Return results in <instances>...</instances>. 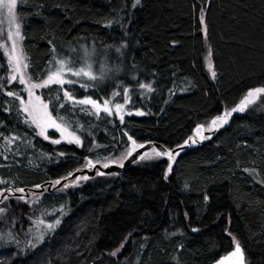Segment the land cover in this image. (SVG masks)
<instances>
[{
  "label": "trees",
  "instance_id": "16d2710c",
  "mask_svg": "<svg viewBox=\"0 0 264 264\" xmlns=\"http://www.w3.org/2000/svg\"><path fill=\"white\" fill-rule=\"evenodd\" d=\"M203 2L142 0L141 6L132 9L134 0H27L18 8V14L32 65L29 71L34 79L47 75V40L52 36L65 44L70 41L74 47L77 42L97 47L101 42L118 45L123 32L115 21L122 16L134 34L130 55L141 68L157 74L148 82L159 81L150 102L141 103L138 85H132L136 89L130 93L135 105L153 114L126 117L128 128L141 142L175 148L193 135L198 123L220 114L225 101L231 107L248 88L264 85V0H212L207 14V40L198 24V6ZM204 6L209 8L206 3ZM109 21L113 27H104ZM173 41L178 42L177 46H172ZM209 51L217 71L215 80L205 62ZM3 58L0 51V64L6 68ZM109 58L111 65L118 63L114 49ZM3 75L5 70L0 69ZM121 76L123 73L104 81L101 94L110 98L113 91L122 92L121 85L132 84L130 79L121 80ZM13 87L21 88L18 84ZM56 87L43 93L54 97ZM169 89L175 93L171 99ZM164 100L169 102L164 104ZM70 111L71 106H66L61 115L85 127L91 123L101 145L108 144L113 134L120 138L118 128L79 114V106L77 115L70 116ZM0 123L7 124L5 135L26 131L23 124H16L14 112L10 116L0 110ZM34 143V149H25L21 144L22 155L9 151L7 160L0 155V165H5L0 167V179L15 181L16 186L31 191L33 184L82 168L85 156L109 154L103 148L89 152L88 139L85 148L66 143L52 145L38 137ZM12 147L15 149V145ZM4 151L0 138V152ZM59 151L67 155H53L51 161L40 158L41 152ZM166 167V158L145 165L133 163L122 175H94L66 193L47 195L45 206L70 204L69 215L55 235L27 256L18 253L14 245L0 247V264H137L138 259L142 264H175L173 257L181 243V264H212L231 250L230 238L225 235L229 215L233 234L246 245L249 264H264V185L256 182L264 178V103L258 100L246 113L233 117L212 140L183 150L167 182L163 180ZM244 168H256L260 176L254 177ZM185 183L189 184L187 190ZM205 189L211 194L207 207L202 200ZM11 204L8 219L18 221L14 230L17 232L21 225L25 229L29 223L26 213L37 214L22 202L17 205L13 199ZM0 226L6 230L10 224L0 222ZM193 228L199 231L193 232ZM133 230L134 236L122 254L109 257L107 253ZM171 232L183 235L169 237L167 233ZM142 243L147 245L143 250L139 247Z\"/></svg>",
  "mask_w": 264,
  "mask_h": 264
},
{
  "label": "snow or ice",
  "instance_id": "6c2138e0",
  "mask_svg": "<svg viewBox=\"0 0 264 264\" xmlns=\"http://www.w3.org/2000/svg\"><path fill=\"white\" fill-rule=\"evenodd\" d=\"M26 2L27 0H0V23L6 19L8 26L6 41L10 42V44L7 42L0 44V48L4 49V55L7 57L6 68L5 65L0 64V69L5 70V75L0 76V110L10 116L14 112L16 124H23L26 129L24 132L10 131L9 135H5L3 129L7 128V124L0 123V138L3 139L5 145V151L0 152V155L5 160L8 159L6 153L9 151L13 152V155H22L19 146L22 144L25 149H34L36 147L34 139L37 137L50 142L52 145L66 143L79 148H85V140L88 139L89 152L103 148L109 154H97L95 158L85 156L82 168H76L54 180L33 184L31 191L26 190L25 186H16L15 181L0 179V185H4L0 187V222L10 224L6 230L0 229V247L14 245L18 253L27 256L29 251L34 252L44 245L46 238L56 234L65 217L71 211L70 204H60L58 207L49 210L44 205L46 196L66 193L70 188L80 187L82 182L93 178L84 174L86 171L95 170V176H117L119 175L118 172L105 170L113 167L123 169L128 161L139 163L166 158L167 167L163 172V180L167 182L173 175L177 157L181 155L184 148L212 140L221 129L230 124L231 118L235 114L246 113L249 107L258 100L264 103V85L253 86L248 88L242 98L233 106L229 107L225 101L220 114L212 117L210 121L198 123L193 130V135H189L183 143H177L175 148L158 146L152 141H148L147 144L141 142L137 139L136 134L129 130L126 117H143L153 113L150 109L145 110L144 107L135 105L130 93L136 89L132 85H138V99L141 103L145 100L150 102L152 95L157 92L159 81L148 82L154 80L157 74L141 68L139 64L135 63V56L130 55L134 34L125 26L124 18L120 16L115 21V26L123 32L118 45L101 42V46L97 47L77 42V46L74 47L70 41L65 44L63 41H57L55 36L49 38L47 44L50 58L47 75L43 79H34L29 71L32 65L25 50L26 34L23 32L22 17L18 14V8ZM205 3L209 5V8H205ZM211 3L212 0H204L198 6L199 31L205 40L209 36L207 14L210 11ZM141 5L142 0H134L131 8L136 9L137 6ZM104 27L112 28L113 22L109 21ZM177 44V41L172 42L173 47ZM113 49L114 53L117 54L118 63L116 65H111L109 61V54L113 52ZM101 55L105 57L103 61L98 60ZM208 55L211 56L212 52L209 51ZM130 60L131 63L129 64ZM209 69L211 78L217 79V71L211 64H209ZM119 73H123V76L119 77L121 80L130 79L132 84L121 85L123 102H114V99L106 98L101 94L104 90L100 88V85L106 80L117 78ZM17 83L22 86L19 90L13 87ZM53 86H57L55 88L56 95L46 97L41 90H52ZM111 95L113 98L120 97L121 91H113ZM174 95L172 89H169V99ZM168 102L169 100H164V104ZM13 105H16L15 109H13ZM66 106H71L70 116L77 115L76 108L79 106V114L90 115L98 122L104 121L111 124L113 128H118L120 138L118 139L113 134L108 144L101 145L91 130L93 127L91 123L85 127L78 120L61 115V110L65 109ZM50 130L52 131L50 132ZM30 135L31 138H29ZM14 145L15 149L12 147ZM147 145H151L150 150ZM53 155L64 157L67 153L63 151L56 153L41 152L40 158H47L51 161ZM4 166L0 165V167ZM244 171L254 177L260 176L256 168H244ZM256 182L264 185V178H259ZM184 187L186 190L189 189V184L185 183ZM13 199L17 205L23 202L33 213H39L37 216H28L31 225L26 231L21 225V231L24 232L25 237L23 242L19 233L14 230L18 221L14 217L11 220L8 219L9 213L12 211L11 201ZM202 200L207 207L211 200V194L207 189L203 191ZM184 215L187 217L188 214L185 213ZM226 223L228 227L225 229V235L230 238L231 250L216 260L215 264H249L246 245L242 243L241 238L232 232L230 215L226 218ZM134 231H129L127 235L123 236L118 246H115L107 255L112 258L120 256L125 246L133 238ZM192 231L197 232L199 229L193 228ZM167 235L171 237L183 235V233L171 232ZM144 239L146 240L147 237ZM146 246L142 243L139 247L143 250ZM183 249L182 243L177 246V255L173 257L175 264H181L179 253ZM48 264L51 262L49 261ZM137 264H142V261L138 259Z\"/></svg>",
  "mask_w": 264,
  "mask_h": 264
},
{
  "label": "rangeland",
  "instance_id": "374dc122",
  "mask_svg": "<svg viewBox=\"0 0 264 264\" xmlns=\"http://www.w3.org/2000/svg\"><path fill=\"white\" fill-rule=\"evenodd\" d=\"M7 21H6V19L2 22V23H0V44H4V43H6L7 41H6V34H7ZM7 43H9L10 44V42H7ZM0 51H1V53H2V55H3V59L5 60V64L7 65V57L4 55V49L3 48H0ZM101 57V58H100ZM105 59V57H103V55L102 56H99L98 57V60L99 61H103ZM110 59L111 58H109V61H110ZM205 62H206V66H207V68H208V70H209V72H210V69H209V64H211L212 66H213V64H212V61H211V56H209L208 55V52H207V54H206V60H205ZM97 67H98V65H97ZM48 68V67H47ZM48 70V69H47ZM46 77V76H45ZM44 77V78H45ZM18 84V83H17ZM103 84V83H102ZM22 87V86H21ZM42 92H43V90H41ZM121 94H122V92H121ZM26 95V94H25ZM109 99H114V102H120V100L122 99V95L120 96V97H117V98H113L112 97V95H111V97L109 98ZM123 102V101H122ZM52 130H50V132H51ZM57 137H58V134H57ZM159 160H161V159H159ZM159 160H157V161H159ZM151 162H155V161H144V162H139V163H136L137 165H145V164H150ZM94 177V176H93ZM83 183V182H82ZM4 186V185H3ZM2 185H0V187H3ZM23 203V202H22ZM47 207V206H46ZM49 210H52L53 209V207H51V208H49V207H47ZM37 215L39 214L38 212H35ZM27 214V220H28V216H29V212H27L26 213ZM27 222H29L28 223V225L26 226V228L24 229L25 231L30 227V225H31V221H27ZM5 228V227H4ZM4 228L2 227V226H0V229H3L4 230ZM24 228V227H23ZM17 232L19 233V236H20V239H21V241L23 242V240L25 239V237H24V232L23 231H21V227H19L18 228V230H17ZM51 236V235H50ZM50 236H48L47 238H49ZM46 238V239H47ZM8 247H11V248H13V245H7ZM7 246H4V247H7ZM16 248V247H15Z\"/></svg>",
  "mask_w": 264,
  "mask_h": 264
},
{
  "label": "water",
  "instance_id": "95a60500",
  "mask_svg": "<svg viewBox=\"0 0 264 264\" xmlns=\"http://www.w3.org/2000/svg\"><path fill=\"white\" fill-rule=\"evenodd\" d=\"M237 115H240V114H239V113H238V114H235L233 117H235V116H237ZM233 117H232V118H233ZM232 118H231V119H232ZM204 142H205V141H204ZM153 143H154V142H153ZM146 144H147V143H146ZM154 144H156V145H158V146H163V145H161V144H157V143H154ZM150 147H151V145H147V148H148L149 150H150ZM188 148H190V147H186V148H184L183 150H186V149H188ZM183 150H182V151H183ZM132 164H133L132 161H128V162L125 163V167H124L123 169L113 167V168H110V169L105 170V171H108V172H113V171H115V172H118L119 175H122L124 169L127 168V167H130ZM94 172H95V170H93V171H91V172L86 171L84 174H87V175H89V176H94V175H95ZM31 190H32V189H31ZM212 264H215V262H213Z\"/></svg>",
  "mask_w": 264,
  "mask_h": 264
}]
</instances>
